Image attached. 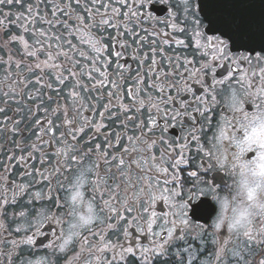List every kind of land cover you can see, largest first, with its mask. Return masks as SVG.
<instances>
[{
    "label": "flooded vegetation",
    "instance_id": "1",
    "mask_svg": "<svg viewBox=\"0 0 264 264\" xmlns=\"http://www.w3.org/2000/svg\"><path fill=\"white\" fill-rule=\"evenodd\" d=\"M38 2L39 0H23V8L16 3L0 5V20L4 21V24L0 25V108L4 109L0 113V195L9 199L12 198L13 185L27 184L32 180L33 177L25 176V172L34 174L37 169L45 170L56 165V151L64 147L63 141L60 143L57 141H61V133L73 130L72 125L64 123L66 118L75 120V127H82L85 119L91 120L93 123H103L104 127L100 129L98 135H95L94 143L103 145L105 137H107L115 145V148L109 149V151L116 156L121 154L117 151L118 149L129 146L127 136L133 135V125L127 126L128 130L125 134L120 120H115L110 113L105 118L100 117L98 113L104 109L99 105L96 109L90 110L91 105L96 103L100 92H105L107 89H100V92H96L85 91L77 87L75 90L81 94L83 100L70 97L69 93L73 90L75 79L66 81L65 85L57 83L55 79L57 72H62L64 76H68V73L63 69H53L43 63L48 59V56L46 51L40 50L42 47L40 44L29 39L31 47L28 51L37 52L36 57H31L25 54L22 44L7 42V37L4 35L5 29H10V34L24 35L28 38V34L20 31L18 26L11 27L10 21H16L20 13L27 15V6ZM59 2L64 3L65 0H59ZM127 2L131 4L132 0H127ZM203 2L204 0H191V7L196 10L194 18L200 21L197 30L203 34L204 38L219 37L226 41L225 55L229 57L227 60L220 58L214 62L213 54L206 48L197 49L194 43L196 37L193 35V25L185 26L181 19V26L188 29L183 33L166 26L164 21L168 19L170 12L175 11L173 6L178 5L182 8L184 0H148L144 8L139 11L147 12L153 19L149 20L145 17L139 27L136 26V22L130 24L129 27L135 29L136 35L117 36V31H124L123 25L118 30L108 29L106 32L99 33L104 38V43L109 45L108 52L101 55V60L110 62V66L106 65L103 69L110 74V78L117 63L125 67L131 66V72H125V76L128 77L124 84L126 88L132 87L131 77H135L137 71H143L145 80L149 75L157 78L160 73L168 74L170 86L165 88V94L173 99L161 104L159 112L151 108L146 98L152 96L153 103H156L162 97L159 89H152L151 81H148L147 85L142 86V89L137 93L139 99L146 101L144 106L139 108V112L133 109L128 114L137 115V123L146 122L150 117L155 119L158 127L152 131L151 135L158 140L157 149L170 144L172 148L176 149L172 155L178 158L179 152L183 148L187 163L179 165V170L175 173L170 168L167 177L163 174H153L150 191L151 195L156 197L155 200L144 198L141 194L142 203L129 199L128 205H124L122 201L128 197L121 191L120 199H113L111 203L120 208V214L125 217V220L122 221L111 214V219H106L93 228L92 231L96 235L90 238L91 243L87 245V247H93V254L85 253L84 259L79 261V264H85V260L92 261L93 264H107L108 261H111V264H132L127 259L124 261L119 259L118 254L122 248L137 249V257H139L143 248L155 249L160 244L164 245V254L157 256L149 253L151 259L147 264H244L245 261L246 264H259V260L264 259V246H258L252 250L250 255L245 251L243 253L244 260L238 262L233 253L240 252L244 248L245 238L242 231H234L227 225L215 228L218 198L232 197L237 203L247 204L245 195L241 194L238 187L241 173L244 172L245 165L253 166L259 171V156L261 151H264L259 146V134L255 138L256 142L245 141V134L246 132L251 133L253 127L258 128L261 123H264V92L260 91L262 86L260 69L264 68V61H257L258 56L264 57V49L235 46L221 32L210 31L208 21L199 10L202 8ZM40 8V14L43 15L45 5L41 3ZM100 10L104 11V9ZM77 11L79 12V9ZM122 11L126 12L128 9L123 8ZM51 18L49 15V19ZM120 19L122 20L123 17ZM19 23H23V21H17V24ZM69 23L73 22L69 21ZM40 27L39 24L35 25L36 29ZM42 27L46 30L49 29L47 24ZM29 28L32 29L33 26L29 25ZM142 29L147 31H142ZM153 29L157 30V34H153ZM92 31L96 32V29H92ZM48 34L67 35L62 26L52 28ZM109 36L116 37L121 43L127 42L128 47L122 48L119 44L113 46L108 39ZM141 37L145 38L142 42ZM69 39L72 38L69 37ZM165 40H168L169 43H164ZM174 40H182L184 45L177 46L172 42ZM72 42L76 44L78 40H72ZM47 44H51V50H56L55 41H47ZM47 44L44 47H47ZM85 48L89 56H95V53L87 49L86 46ZM150 48L162 49L155 57L159 61L158 65L153 66L157 69L155 74L148 72L147 63L141 65L138 62L139 57L149 52ZM64 50L67 51L66 48ZM116 52L121 53L118 58L114 55ZM167 57L173 58V64L176 63V57L186 58L191 63L181 62V66L173 69L169 66ZM241 57L248 59L243 60ZM21 61L23 62L22 66L17 67V63ZM64 62L63 56L50 61L51 64L57 65ZM36 63H41V69H35L34 73H30L28 68ZM82 63L87 67V61H82ZM203 64H207L208 68L200 71L198 78L195 75L189 78L188 73L193 69L199 70ZM253 72H255V76H253ZM41 76L43 77L41 82L35 83L36 79ZM242 77L246 78L242 80ZM96 78H100L99 74H96ZM222 80L223 84L217 83ZM45 81L51 87L46 86ZM82 82L89 85L94 83L87 78H82ZM175 84L179 85V94ZM211 96L216 98L215 103L211 105L213 111L208 113L213 119L210 123H205L203 120H199L195 109L202 107L198 100L211 99ZM234 97L239 101L236 106L233 105ZM130 101H132L130 96H124L119 102L114 101L115 106L111 111H118L119 104H128ZM102 103H108L107 99ZM58 105L60 110L56 111ZM182 105L186 106V111L181 108ZM17 109L19 111H16ZM165 112L168 115H165ZM177 112L179 115H176ZM172 116H176V118L173 119ZM122 119L123 116H121ZM197 120H199L198 123ZM15 121L21 122L15 124ZM47 121H51L52 131L44 135V132L50 127ZM194 123L198 129H201L197 132V136L200 137L201 151L197 150L196 143H188L184 139ZM149 127L151 126L149 125ZM221 129L224 132L223 137L220 135ZM147 132L148 128H145V133ZM116 134L121 135L122 144H116ZM88 135H93V133L88 131ZM88 135L84 136V141L88 140ZM135 135H140L139 131H135ZM160 139L164 141L163 145L159 144ZM186 144L187 147H184ZM87 146L91 147L92 145ZM172 148L169 149L170 152H172ZM209 151L211 155H206ZM153 155L159 157L161 152L154 150ZM21 156L26 157L23 162L19 160ZM132 158L142 159L139 156ZM124 159L127 164L129 156L125 155ZM165 159L167 160L168 157ZM93 163H98L95 155L91 159H85L82 166L75 165L76 171H66L59 177L66 189L59 195L66 198L68 204H71V183H75L80 172ZM151 163V159H148L147 163H143L141 167L147 169L148 164ZM109 168H112V173L117 177L115 182L119 183V171L112 167L111 156H109V163L104 165V171ZM130 170L132 176L138 179L139 173L135 167L133 166ZM125 171H129V169L126 167ZM193 171L197 172V177L189 176V173ZM44 174L48 175L46 171ZM100 175L103 179H107L104 172H101ZM173 175L178 177V183L171 182ZM145 178L147 179V177ZM35 179L40 180V176L35 175ZM88 179L93 182L97 180L95 170ZM165 179L169 183L165 184ZM103 187L101 182V188ZM109 187L114 189L115 184L109 181ZM140 187L142 184H137V190ZM41 189L46 190V185L41 183L33 187V191ZM92 192L93 185L86 184L85 204ZM128 195L130 196L131 193ZM108 198V196L104 197V199ZM27 199V196L22 200L18 199V206L9 207L8 215L0 216V225H2L0 227V264H20L21 260L42 261L43 264H77L74 257L81 251L79 242L74 246L70 245L65 253L44 247L55 239L52 235L53 232H67L69 223L73 222L69 215L70 208L68 206L58 207L46 199L33 201L32 204L25 207ZM133 204L135 205L134 210L130 214L127 213L125 208ZM177 205L184 206L183 215H180L181 208ZM144 207H149V211L144 212ZM20 211H25L26 217L12 216L13 212L19 213ZM152 212L156 213L155 217H152ZM52 215H55L62 223L57 224L55 220L45 218ZM109 215L105 210V217ZM150 218L155 220L151 231L148 230ZM184 220H187L188 223H181ZM108 223L116 227L109 229L106 226ZM21 225L24 230L17 233L15 229ZM173 226L176 231L174 238L169 240L167 231ZM37 228L40 229L42 235L36 237L35 247L20 245L16 248L12 245V240H19L24 235H31ZM101 237L104 239L102 240ZM165 241L169 242L165 243ZM104 244H108L109 247L103 253L95 251V247H103ZM111 245H116V248L112 249ZM9 254L12 256L11 260L8 259ZM97 256H101L103 259L97 261ZM137 264H145V262L138 260Z\"/></svg>",
    "mask_w": 264,
    "mask_h": 264
},
{
    "label": "snow or ice",
    "instance_id": "2",
    "mask_svg": "<svg viewBox=\"0 0 264 264\" xmlns=\"http://www.w3.org/2000/svg\"><path fill=\"white\" fill-rule=\"evenodd\" d=\"M148 0H132V3L129 4L127 0H65L64 3H60L59 0H39L36 4H29L26 8V13H20L17 16L16 21H10L11 27H19L20 31L28 34V38L24 35H13L10 34V29H5L4 35L7 37V42L9 44L19 43L23 45L25 54L31 57H36V51H28L31 47L29 44V39L34 40L36 44H40L41 51H46L48 59L43 63L53 69H63L64 72L68 73V76H64L62 72H57L55 77L56 82L65 85L66 81L74 78L75 84L73 85V90L69 93L70 97L83 100L81 94L75 89L77 87L85 91H96L100 92V89H107L105 92H100L99 97L96 100V103L91 105V109H96L97 105L102 107L104 111L99 112V116L105 118L108 114H111V117H114L115 120H120L121 126L125 131V134L128 130V125H133V135L127 136L128 147L118 149L121 154L119 156L114 155L109 149H114L115 145L105 137L104 144L94 143L95 135H98L100 129L104 127L103 123H93V121L85 119L82 127H75V120L65 119L64 123L73 126L72 131H65L61 133V141H63L64 147L56 151V165L54 167H49L45 170L37 169L35 173L25 172V176L31 175L33 178L27 184L13 185L14 191L12 198L9 199L4 195H0V216L8 215L9 207L18 206V199L22 200L25 196L28 197L25 207L32 204L33 201L37 200H48L52 204L57 205L58 207L68 206L70 208L69 215L73 222L69 223L67 232H53L52 235L55 237L54 240L50 241L47 245H44L45 248H52L59 253H65L68 251L69 246H74L77 242L81 245V251L77 253L74 259L79 264V261L84 259V254L88 253L89 255L93 254V247H87L91 243V237L96 235L92 231L93 228H96L98 224L103 223L106 219H111V214H114L120 220H125L124 216L120 214V208L114 206L111 201L113 199L119 200V193L122 191L127 199H124L122 203L128 205L129 199L137 203H142L141 194L144 198H149L155 200L156 197L151 195V188L153 183V174H163L167 177L169 174V169L171 168L173 173L179 170V165L186 164L187 160L183 153V148L179 152V157L172 155L176 149L172 148L169 144L166 147L157 149L158 140L154 138L151 133L158 127V124L155 119L149 118L148 121H140L137 123V115H129L133 109H136L139 112V108L143 107L145 104L144 99H139L137 97L138 91L142 89V86L147 85L148 81H151L152 89H159L160 99L158 102L153 103V97L148 96L146 98L147 103L151 108L156 109L159 112L161 104L167 102V100L173 99L172 97H167L165 94V88L169 87L168 84V74L160 73L157 78H153V75H149L148 79H143V71H137L135 77H131L132 87L126 88L124 86L126 79L125 72H131V66L125 67L117 63L116 69L110 74L104 71V67L110 66V62L107 60H101V55L105 52H108L109 45L104 43V38L99 35L100 32H106L108 29L118 30L123 25L124 31H117V36H124L127 34L136 35L135 29L129 27L130 24L136 22V26L139 27L147 17L151 20L153 17L149 16L147 12L141 13L139 9H143L145 3ZM13 3L19 4L20 7H24L23 0H0V5L8 4L12 5ZM45 5L44 14L41 15L40 4ZM118 5V6H114ZM137 5L139 6L137 8ZM175 8L174 12L169 13L168 19L164 21L166 26L170 27L177 32H186L188 29L185 27L188 24L193 25V35L196 37L194 43L196 44L197 49L206 48L208 52H211L213 61H218L220 58L227 60L229 57L225 55V49L227 47L226 41L221 40L219 37H208L204 38L203 34L200 33L197 29L199 27V19L194 18L196 16V10L191 7V0H184L183 7L178 5L173 6ZM123 8H127L128 11H122ZM50 9V11H49ZM79 9V12L77 11ZM100 9H104L101 11ZM201 11V8L199 9ZM7 15V14H6ZM49 15L52 17L49 19ZM60 17H64L61 19ZM120 17H123L121 20ZM181 19L183 20V25L181 26ZM17 21H23V23L17 24ZM69 21L73 23L70 24ZM171 21V23H169ZM4 21L0 20V25H3ZM41 25L39 29L35 28V25ZM49 25V29H44L42 25ZM29 25H32L33 28L30 29ZM62 26L67 35L63 34H52L49 35L48 32L52 28ZM92 29H96V32H93ZM142 31H147L142 29ZM153 34H157V30L153 29ZM213 31L221 32L223 35L228 36L230 39H233L231 35H226L224 31L215 29ZM71 37L72 39H69ZM108 39L112 42V45L115 46L119 44L120 47H128L127 42L121 43L116 37L109 36ZM144 37H141V42L144 40ZM72 40H78V43L73 44ZM47 41L56 42V50H51V44H47ZM203 41V42H202ZM177 46H183L184 41L174 40L172 41ZM164 43H169L168 40H165ZM47 44V47L44 45ZM90 49L95 56H89L87 54L86 48ZM264 47V46H262ZM67 49L65 51L64 49ZM162 49L150 48L149 52L144 53L143 56L139 57L138 62L141 65L147 63V70L149 73L155 74L157 69L154 68V65H158L159 61L155 58L156 55ZM117 58L121 55L120 52L114 54ZM64 57V63L59 65L51 64L50 61L57 59L59 57ZM79 57V58H77ZM169 61V66L175 69L176 67L181 66L183 63H191L187 61L186 58L176 57V63L173 64V58L167 57ZM243 60H247V57H241ZM82 61H87V67L82 63ZM150 61V63H148ZM257 61H264V57L258 56ZM22 61L17 63V67L22 66ZM208 68L207 64L201 65L199 70L193 69L192 72H189V78L195 75L199 77V72ZM35 69H41V63H36L34 66H30L28 71L34 73ZM79 69V71H77ZM187 71V70H186ZM251 71V69H250ZM261 72V92H264V68L260 69ZM96 74H99V79L96 78ZM255 76V72H253ZM82 78H87L89 81H94L92 84H84ZM246 77H242V80ZM43 77H38L35 83H40ZM31 83V82H30ZM217 83L223 84L224 81H217ZM46 86L51 87L50 84ZM177 88V93L179 94L180 88L178 84L174 85ZM62 90V89H61ZM124 96L132 97V101L128 104H119V109L116 112H112V108L115 106V102H119ZM107 99L108 103H102L103 100ZM215 96H211V99L198 100L201 103L202 107L195 109L199 115V120H203L205 123H210L213 117H210L208 113L213 111L211 105L215 103ZM75 102V100H74ZM239 101L234 97L233 105L236 106ZM83 106V104H81ZM182 109L186 111V106L182 105ZM60 110L58 105L56 111ZM4 111L3 108H0V113ZM16 111H19L17 109ZM165 115H168L165 112ZM179 115V112L176 113ZM121 116L123 119L121 120ZM67 117V113H66ZM173 119L176 116H172ZM197 120V123L199 122ZM21 121H15V124H19ZM39 123V121H37ZM50 127L44 132V135H47L48 132L52 131L51 121H47ZM149 125L151 127H149ZM145 128H148V132L145 133ZM88 131H91L93 135H88ZM135 131H139L140 135H135ZM201 131L196 127V124H193L191 131L184 138L188 143H196L197 150L201 151L202 147L199 144L200 137L197 136V132ZM259 134V146L261 149H264V123H261L258 128L253 127L251 133L245 134V141L247 142H256L255 138ZM88 135V140L84 141V136ZM116 144H122L123 140L120 134H116ZM220 135L223 137V129L220 131ZM41 139V137H38ZM83 141V142H82ZM91 144V147L87 145ZM159 144L163 145L164 141L159 140ZM19 147V145H17ZM33 147H35L33 145ZM187 147V144L184 145ZM172 148V152L169 149ZM154 150H159L161 155L159 157L153 155ZM95 155L98 163H93L86 169H83L80 172V175L76 177V182L71 183L72 193L70 196L71 204H68V200L59 195L60 192L65 191L64 184L59 180V177L66 171H76L75 165H83L85 159H91ZM128 155L129 159L126 161L124 156ZM206 155H211L209 151ZM109 156H111L112 167L116 168L119 171L120 182L116 183V175L112 173V168H109L107 171H104V165L109 163ZM133 156H139L142 159L136 160L133 159ZM165 157H168L166 160ZM15 159V157H12ZM26 157L21 156L19 160L23 162ZM151 159L152 163L148 164L147 169L141 167L143 163H147V160ZM259 176L264 178V151H261L259 156ZM167 165V166H165ZM135 167L136 171L139 173V177L134 178L132 176L131 170ZM128 168L129 171H125V168ZM95 170L97 175V180L95 182L88 179L93 174ZM45 171L48 175H45ZM250 171L249 166H244V172L241 173L242 176V185L246 188V199L249 202H254L258 200H264V188L261 185H257L258 188H261V193H257L256 188L248 187V172ZM101 172H104V175L107 176V179H103L100 175ZM40 176V180L35 179V175ZM252 175H257L256 171H252ZM191 177H197V172L193 171L189 173ZM147 177V179L145 178ZM109 181L115 184V188L109 187ZM101 182L103 183V188H101ZM158 182V180H157ZM171 182L178 183V177L176 175L172 176ZM43 183L46 185V190L41 189L38 191H33V187L37 184ZM91 183L93 185V192L89 194V200L85 204L84 196L86 191V184ZM169 183L165 179V184ZM264 183V181H262ZM137 184H142V187L137 190ZM131 193L129 196L128 194ZM105 196H108V199H104ZM99 197V199H98ZM63 201V203H61ZM226 203V202H225ZM264 208V203L260 205ZM181 208L180 215H183V205H177ZM135 208V205L128 206L125 208L127 213H131ZM105 210L110 214L105 217ZM144 212L149 211V207L143 208ZM27 213L25 211H20L19 213L13 212L12 216H19L20 218L26 217ZM152 217L156 216L155 212H152ZM248 213L242 211L233 222H231L228 227L229 229H235L238 225H246L242 231V235L245 238L243 241L244 248L240 252H234V256L239 261L244 260L243 253L246 251L249 255L252 250L258 246H264V214L255 216L254 219H247ZM46 219L55 220L57 224H61L62 221L58 220L55 215L51 217H45ZM155 223L154 219H149L148 221V230H152V224ZM181 223L187 224L188 221L184 220ZM223 223L222 218L215 223V228H220ZM107 228L112 229L116 227L115 225L108 223ZM2 227V225H0ZM24 230L23 225L17 227L15 231L20 233ZM126 231V230H125ZM176 229L173 226L167 231V236L169 240L174 238V233ZM240 232V231H237ZM42 235L40 229L37 228L35 232L31 235H24L19 240H12V245L18 248L20 245H27L29 247H35L37 244L36 237ZM159 235V233H156ZM103 240L104 238L101 237ZM169 241H165L168 243ZM42 243V241H41ZM108 244H104L103 247H95V251L98 253H103ZM112 249L116 248V245H111ZM165 252L163 244L157 245L155 249L143 248L140 251L139 257H137V249L133 247L122 248L119 255V259L124 261L125 259L132 262V264H137L138 260H142L147 264L151 259L149 253L160 256ZM8 259L11 260L12 256L9 254ZM103 257L97 256L96 260L101 261ZM20 264H43L42 261H32V260H21ZM85 264H93L92 261L85 260ZM107 264H111V261H108ZM246 264V261L244 262ZM259 264H264V259L259 260Z\"/></svg>",
    "mask_w": 264,
    "mask_h": 264
},
{
    "label": "water",
    "instance_id": "3",
    "mask_svg": "<svg viewBox=\"0 0 264 264\" xmlns=\"http://www.w3.org/2000/svg\"><path fill=\"white\" fill-rule=\"evenodd\" d=\"M203 11L209 30L231 35L236 46L264 49V0H204Z\"/></svg>",
    "mask_w": 264,
    "mask_h": 264
},
{
    "label": "clouds",
    "instance_id": "4",
    "mask_svg": "<svg viewBox=\"0 0 264 264\" xmlns=\"http://www.w3.org/2000/svg\"><path fill=\"white\" fill-rule=\"evenodd\" d=\"M249 169L250 171L247 174L249 181L248 187L256 188L257 193H261V188H258L257 185H261V187L264 188V183H262V181H264V178L259 176L258 174L259 171H257L253 166H249ZM252 171H256L257 175L253 176ZM241 181H242V176L240 178L238 187L240 189L241 194L245 195L246 198V194H245L246 188L242 185ZM259 201H260L259 203L258 201H254V202L247 201L248 203L244 204V203H237L236 200H234L232 197H220L217 200L218 215L216 220L218 221L219 219L222 218L223 220L222 225L228 226L231 222L235 220V218L239 216V214L242 211L248 213L247 219L250 220L254 219L255 216L264 214V208L260 206L261 203H264V200H259ZM244 227H246V225H238L233 230L243 231Z\"/></svg>",
    "mask_w": 264,
    "mask_h": 264
}]
</instances>
